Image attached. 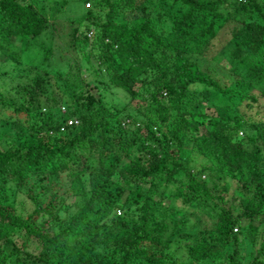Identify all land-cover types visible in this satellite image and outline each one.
<instances>
[{"label": "trees", "instance_id": "obj_1", "mask_svg": "<svg viewBox=\"0 0 264 264\" xmlns=\"http://www.w3.org/2000/svg\"><path fill=\"white\" fill-rule=\"evenodd\" d=\"M78 2L75 57L58 71L47 49L17 100L0 94V264H245V235L264 264V0H0V54L21 64L52 41L43 12ZM191 154L210 164L191 172ZM22 193L25 217L7 203ZM196 215L210 225L189 242Z\"/></svg>", "mask_w": 264, "mask_h": 264}, {"label": "rangeland", "instance_id": "obj_2", "mask_svg": "<svg viewBox=\"0 0 264 264\" xmlns=\"http://www.w3.org/2000/svg\"><path fill=\"white\" fill-rule=\"evenodd\" d=\"M169 3V1H168ZM70 6V4L68 5ZM84 7L86 8H91L92 7V3H90V6L88 7L86 4H84ZM72 8V7H71ZM78 9H71L70 7H66V12H64L63 14H60V16H57V9H59L58 5L54 6L52 8V10H48L47 12H43V16L49 20V23L52 25V31L51 34L53 36L52 41L49 38H46L44 36H41L35 40L32 41V44H30V47L27 49L26 46H20V48L23 50V53L20 54V59H21V64L19 65H13V62L11 60H7V58L4 56L3 53L0 54V94L2 98H10L11 100L15 101L17 100V92L15 91L16 89H18L20 86H26L29 85V83L33 80V78L35 77L36 73H42L41 70H32L31 71V67H29V65H33V66H39V64H41L42 62V58L44 56V53L47 49L50 50V61H51V67L56 68L59 70H63L65 68V61L68 57V55H71V58L75 57V55L70 52V45H69V26H70V21L78 18L80 16H82V14H84V10H82L81 8V2H78ZM61 12V11H60ZM103 15V14H102ZM79 31H81L79 29ZM15 46H18V44L16 42H14ZM17 50V47L15 48ZM90 51V47L82 50V51H77V55L79 56L78 60L81 64L82 67V71L83 73L87 74L89 73L90 70V66L91 64H95L94 60L91 58V56H85L89 53ZM264 52V51H263ZM23 54H25L26 56L23 57ZM94 52H91V55L93 56ZM225 64V63H224ZM90 65V66H89ZM212 66V65H210ZM30 68V69H29ZM218 67V72L217 74L219 75L218 77H226V79L229 78V72L227 71L226 73L223 72L222 70H220ZM42 69V68H41ZM48 73H50L49 71L50 68L46 69ZM1 72H6V74H1ZM24 74L25 76H21V77H16L18 76V74ZM27 74V75H26ZM50 73V77H51ZM225 80V79H224ZM53 83V90L56 92L59 88H61V83L57 82L56 80L53 79L52 81ZM242 88V87H241ZM261 90L260 87L254 86L252 88L249 89L248 93L250 92H257ZM94 92V91H92ZM247 92V91H246ZM105 96L103 95V102L106 104V106H117V107H123L125 101L123 99V96L121 94L118 93H111V92H105L104 93ZM209 112H212L213 109H206ZM63 111V110H62ZM261 115V114H259ZM71 120H75L74 118H71ZM240 135V134H239ZM129 152L132 154H137L136 153V148H130ZM208 162L200 155H195V154H191V159L190 161L187 163V167L191 172H195L197 171L202 165L207 164ZM210 163H208L209 165ZM126 163L125 161H123L121 163V167L125 166ZM63 181L65 183H67L66 179H63ZM62 181V182H63ZM55 188L60 185V183H56L54 184ZM148 186L149 183L145 184V186ZM65 187V186H64ZM60 190L62 191V189L60 188ZM18 198L12 199L11 196H9V202L8 205L11 208V211H13L15 214L25 217L27 216V214H29V212L32 210L33 206L24 198V194H18L17 195ZM22 197V198H21ZM166 203L169 202V199L165 196L163 199ZM24 201V202H23ZM74 199L73 197H68L66 200V203L71 205L73 203ZM23 202V203H22ZM177 205L180 206V203ZM116 213H118L116 211ZM198 218V220L196 219ZM208 217L205 216H190L187 226H186V231L185 232H181L182 233H189V240L187 241H193L196 238H198V231H200V228L205 226V225H210L209 220H207ZM245 241L246 243V247H247V251H246V258L244 259V263L247 264L248 263V254L250 255L252 253L251 249L254 247L257 248V246H252L251 243V238L248 235H245ZM176 242H174L173 246L171 247V255L175 258L173 260L175 261H179L181 263H185L186 262V257H185V253L183 250V245L184 243H186V239L181 238L180 237V233H176L174 238H173ZM97 254H102V250L101 249H97L95 251ZM12 264H15L12 262Z\"/></svg>", "mask_w": 264, "mask_h": 264}, {"label": "built area", "instance_id": "obj_3", "mask_svg": "<svg viewBox=\"0 0 264 264\" xmlns=\"http://www.w3.org/2000/svg\"><path fill=\"white\" fill-rule=\"evenodd\" d=\"M87 6H88V4H87ZM67 123H68V125H70L71 123H74V124H76V123H77V121H76V120H69Z\"/></svg>", "mask_w": 264, "mask_h": 264}]
</instances>
